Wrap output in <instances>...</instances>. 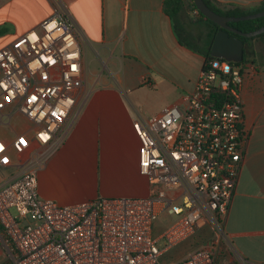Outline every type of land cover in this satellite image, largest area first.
Listing matches in <instances>:
<instances>
[{
  "label": "built area",
  "instance_id": "2783aa9c",
  "mask_svg": "<svg viewBox=\"0 0 264 264\" xmlns=\"http://www.w3.org/2000/svg\"><path fill=\"white\" fill-rule=\"evenodd\" d=\"M52 2V16L0 48V110L29 118L40 145L61 133L88 73L84 32L67 3ZM243 69L211 57L182 106L133 121L146 195L62 204L40 196L37 167L0 186V264H161L165 252L206 230V241L168 264H216L222 246L231 247L224 223L246 150ZM12 145L19 154L31 148L24 134ZM6 149L0 140V157Z\"/></svg>",
  "mask_w": 264,
  "mask_h": 264
},
{
  "label": "crops",
  "instance_id": "0c3cea01",
  "mask_svg": "<svg viewBox=\"0 0 264 264\" xmlns=\"http://www.w3.org/2000/svg\"><path fill=\"white\" fill-rule=\"evenodd\" d=\"M62 1L87 38L86 62L90 51L104 70L87 73L74 113L46 145L35 140L29 118L12 106L0 110V140L7 145L0 157V186L37 167L40 196L62 204L146 195L150 186L140 172L133 121L184 104L212 57L217 29L195 15L188 0ZM209 1L224 11H255L264 0ZM54 12L52 0H0V28H7L0 48ZM249 38L241 88L246 150L224 223L231 247L222 246L216 264H241L236 253L245 264H264V34ZM21 134L31 142L27 154L12 145ZM198 236L207 240L210 234ZM193 249L190 245L184 256Z\"/></svg>",
  "mask_w": 264,
  "mask_h": 264
},
{
  "label": "water",
  "instance_id": "95a60500",
  "mask_svg": "<svg viewBox=\"0 0 264 264\" xmlns=\"http://www.w3.org/2000/svg\"><path fill=\"white\" fill-rule=\"evenodd\" d=\"M200 13L219 25L211 48L212 57H224L228 61L242 62L246 50L243 37H254L264 33V26L252 31H243L234 22L264 16V10L240 16L220 14L212 9L205 0H194Z\"/></svg>",
  "mask_w": 264,
  "mask_h": 264
},
{
  "label": "rangeland",
  "instance_id": "374dc122",
  "mask_svg": "<svg viewBox=\"0 0 264 264\" xmlns=\"http://www.w3.org/2000/svg\"><path fill=\"white\" fill-rule=\"evenodd\" d=\"M180 33L181 35H183L182 31H180ZM87 62L89 66L88 72L90 71V75H92V72L95 69H98L99 71L104 70L103 66L100 63H97L95 60H93V55L90 51H88ZM170 219L175 220L176 216L172 215ZM167 221H168V218H166L165 216L158 218L155 224V233H160L164 229L165 225L167 224ZM196 236H193L183 241L182 243L178 244L177 246L172 247L170 250L165 252L160 258L161 264H168V263L181 259L182 257H184L185 252L187 251V248H189L190 245H192L193 248H196L200 246L204 241H206L204 237H201V236L196 237Z\"/></svg>",
  "mask_w": 264,
  "mask_h": 264
},
{
  "label": "trees",
  "instance_id": "16d2710c",
  "mask_svg": "<svg viewBox=\"0 0 264 264\" xmlns=\"http://www.w3.org/2000/svg\"><path fill=\"white\" fill-rule=\"evenodd\" d=\"M206 3L212 8L214 9L215 11H217L218 13L220 14H224V15H228V16H240V15H243V14H247V13H254V12H259L261 10H264V1L261 3V5L255 10V11H252V10H244L242 8H234V9H229V10H220L216 7H214L211 2L209 0H205ZM177 3L178 4H181L182 3V0H177ZM192 7H196L195 6V3H194V0L192 1L191 3ZM200 16L209 21L210 23H212L214 25V27L218 30L219 28V25L216 24L215 22H213L212 20L208 19L207 17H205L204 15H202L200 13ZM234 25L236 27H238L239 29H242L243 31H252V30H256V29H259L260 27L264 26V16L262 17H259V18H255V19H250V20H241V21H237V22H234ZM7 30L6 27H1L0 28V34L4 33L5 31ZM264 34V33H263ZM244 41H248L250 38L249 37H243ZM211 58V57H210ZM209 58V59H210ZM208 59V60H209ZM207 60V61H208Z\"/></svg>",
  "mask_w": 264,
  "mask_h": 264
}]
</instances>
